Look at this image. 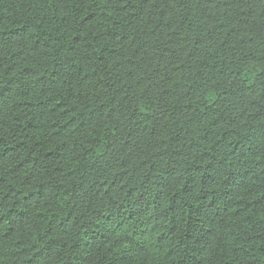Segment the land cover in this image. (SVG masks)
Instances as JSON below:
<instances>
[{
    "label": "trees",
    "instance_id": "obj_1",
    "mask_svg": "<svg viewBox=\"0 0 264 264\" xmlns=\"http://www.w3.org/2000/svg\"><path fill=\"white\" fill-rule=\"evenodd\" d=\"M0 264H264V0H0Z\"/></svg>",
    "mask_w": 264,
    "mask_h": 264
}]
</instances>
